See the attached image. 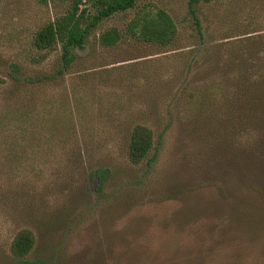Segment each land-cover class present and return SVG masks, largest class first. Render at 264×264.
Masks as SVG:
<instances>
[{
    "label": "rangeland",
    "instance_id": "rangeland-1",
    "mask_svg": "<svg viewBox=\"0 0 264 264\" xmlns=\"http://www.w3.org/2000/svg\"><path fill=\"white\" fill-rule=\"evenodd\" d=\"M188 1L138 0L99 22L64 74L47 80L60 68V46L39 51L33 37L64 3L0 0L4 256L15 232L28 228L36 243L27 259L42 264H264V197L248 192V177L225 173L210 138L192 125L190 95L218 76L199 63L202 50L222 38L215 18L239 12L238 0L198 6L202 37ZM263 1L242 11L262 14L261 27ZM155 8L177 27L168 48L99 44L104 31L124 32L136 13ZM238 25L232 20L226 36ZM14 65L25 86L17 92ZM136 124L152 130L154 146L147 162L133 165L124 130ZM100 167L111 171L102 186L89 177Z\"/></svg>",
    "mask_w": 264,
    "mask_h": 264
},
{
    "label": "trees",
    "instance_id": "trees-1",
    "mask_svg": "<svg viewBox=\"0 0 264 264\" xmlns=\"http://www.w3.org/2000/svg\"><path fill=\"white\" fill-rule=\"evenodd\" d=\"M36 1L47 5V0ZM59 1L64 3V10L43 23L33 37V46L39 51H50L54 46H60V68L47 80L64 74L77 58L73 51L83 47L99 22L134 8L138 0ZM222 1H188V12L200 37L203 34L197 15L198 6H216ZM249 1L238 0L233 7L239 12L228 8L215 18L224 34L217 42L210 38L211 41L202 50L199 63L205 71L218 76L190 95V103L193 107V132L202 131L210 138L213 145L211 154L216 163L225 173L233 172L238 181L248 177V192L264 197V27L259 21L262 14L242 13L247 10ZM262 7L264 1L259 8ZM232 20L240 22L237 26L239 32L226 36ZM177 35V27L169 14L155 8L153 12L141 10L136 13L124 32L116 28L104 31L99 35L98 42L103 47L112 48L125 39H133L141 44L168 48ZM12 67L13 82L10 87L12 92H17L25 86L15 78L18 66ZM3 82L0 79V83ZM5 116H0V126L7 118ZM124 131L127 136V160L133 165L147 162L154 146L152 130L136 124ZM110 172L108 168L100 167L91 170L89 177L96 178L102 186ZM7 199L0 196V206ZM35 243L36 237L31 229L18 230L9 244L7 256L0 253V260L3 257L7 259L1 264H42L39 260L27 259Z\"/></svg>",
    "mask_w": 264,
    "mask_h": 264
}]
</instances>
